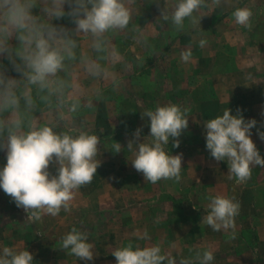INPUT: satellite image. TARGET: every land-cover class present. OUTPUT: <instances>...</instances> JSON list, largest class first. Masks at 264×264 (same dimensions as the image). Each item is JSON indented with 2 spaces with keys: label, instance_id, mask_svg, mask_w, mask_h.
Instances as JSON below:
<instances>
[{
  "label": "crops",
  "instance_id": "1",
  "mask_svg": "<svg viewBox=\"0 0 264 264\" xmlns=\"http://www.w3.org/2000/svg\"><path fill=\"white\" fill-rule=\"evenodd\" d=\"M85 2L87 7L91 6L87 0ZM179 2L123 0L130 12V21L125 28L109 29L100 36L90 32L74 33L79 37L69 40L74 67L82 70L76 75L80 77H76L70 98H74L77 89L83 90L80 94L84 96L89 92L88 86L97 85L99 89L100 85L111 84L118 87L119 103L117 108H112V100L103 89L99 95L93 96V99H100V106L88 112L87 119L81 116L76 120L83 128L69 129L79 135H96L101 149L97 174L90 184L76 191L74 208L115 210L117 214L120 196L128 190L138 195L137 200L140 197L146 200L137 201V205L142 203L145 207V214L138 217L143 221L134 227L138 237L148 233L150 239L145 240L144 247L157 242L171 247L180 245L179 253H165L173 257L176 264L182 261L201 264L205 250L213 252L212 264H264V167L253 166L252 176L245 183L229 179L227 162H217L206 149L203 124L227 108L232 115L240 109L245 120L257 121V126L251 130V139L264 157V140L257 134V129L264 131V0H220L219 4L215 0H204L191 17L185 18L183 26L177 28L172 14ZM34 3H40L41 17L44 12H50L52 0H34ZM240 7L251 9V29L235 23L232 12ZM38 18L36 20H40ZM201 40L206 42L203 47L199 45ZM189 50L192 57L184 62L181 53ZM97 59L103 60L101 70L96 65ZM26 94L17 92L16 99H22ZM91 99L88 97L86 102ZM126 102H130L128 106ZM168 104L187 109L188 128L179 137V147H173L171 139L165 146L169 154L182 155L181 180H163V188L147 182V190L140 193L146 181L143 174L131 165L134 156L127 151V143L138 128H142V137L149 135L148 118L141 119L143 111ZM25 115L22 108H16V119L7 124H14L16 128V122L22 125ZM25 133L22 126L17 134ZM9 135H6L5 145ZM114 138L116 140H112ZM114 142L122 145L121 152L112 151ZM146 142H150V138ZM1 152L0 168H3L6 152ZM50 166L55 170L52 176L57 175L58 163L53 162ZM125 179L131 184L127 188ZM161 191L170 199V205L178 203L177 209L166 205V216L170 217L163 227L157 225L155 214ZM215 195L234 197L240 204L235 220V239L231 238V230L213 231L202 223L208 198ZM76 209L72 208V213ZM72 220L66 234L75 226L76 221ZM177 230L181 233L176 235ZM64 235L57 231L52 234L51 250H41V245L47 244L46 240L35 241L34 264L85 261L65 253L59 246ZM158 236L163 239L158 241ZM99 240L93 241L92 238L89 242L100 246ZM140 240L134 246L138 242L141 245ZM114 241L115 248L123 246L121 238ZM19 242L28 243L23 238L18 239L17 244ZM0 243H3L0 249L8 246L20 250L19 245ZM95 261L116 264V258L106 251L95 252L94 264Z\"/></svg>",
  "mask_w": 264,
  "mask_h": 264
},
{
  "label": "clouds",
  "instance_id": "2",
  "mask_svg": "<svg viewBox=\"0 0 264 264\" xmlns=\"http://www.w3.org/2000/svg\"><path fill=\"white\" fill-rule=\"evenodd\" d=\"M203 2L180 0L172 14L173 24L181 28L185 18L191 17ZM215 2L219 4L220 0ZM87 4L91 6L87 7L85 0H52L50 14L56 19L68 18L77 31L90 32L94 36H100L109 29H123L130 21V12L123 0H87ZM33 6L34 0H0V55L8 54L11 58L8 40L15 33L22 46L15 55L27 69L23 75L30 84L44 88L49 84L48 78L63 68L64 53L71 55V52L66 43L63 48L54 46L58 39H62V29L38 24L32 15ZM252 15L247 7L236 8L232 12L235 23L248 29L252 27ZM205 43L201 40L199 45L203 47ZM191 57L190 50L181 53L184 62ZM16 70L21 71V66L17 65ZM12 86L13 82L0 72V94L8 104L16 103ZM145 118H148L149 135L142 137V128H138L127 143V151L134 156L131 165L143 174L146 182H179L182 155L169 154L165 146L171 139L173 147H179V137L188 128L187 109L178 104L156 106L154 110L146 109L141 113V119ZM16 124L18 127L19 121ZM203 124L206 149L217 162H227L229 179L245 183L252 176L253 166L264 167V157L251 139V130L257 126L255 119L245 120L240 109L232 115L227 108ZM257 134L264 140V131L257 129ZM147 138L150 142H146ZM99 143L96 135L81 133L73 138L67 134L58 135L47 126L23 135L12 133L6 145L0 144V151L6 152V163L0 168V189L33 221L41 220L44 215L55 217L62 210L68 211L76 191L90 184L97 174ZM122 150L119 142L112 144L114 153ZM53 162L59 165L55 176L48 171ZM208 200L202 223L213 231L231 230V238L235 239L239 202L234 197L223 195L210 196ZM138 238L150 239L147 232ZM60 244L77 259L91 261L95 258L88 233L75 227L62 237ZM111 255L116 258V264H164L165 261L176 264L173 257L162 253L159 244L139 247L129 241L112 251ZM214 258L212 251L205 250L201 264H212ZM0 264H34V256L26 248L17 251L5 246L0 249ZM181 264L188 262L182 261Z\"/></svg>",
  "mask_w": 264,
  "mask_h": 264
},
{
  "label": "rangeland",
  "instance_id": "3",
  "mask_svg": "<svg viewBox=\"0 0 264 264\" xmlns=\"http://www.w3.org/2000/svg\"><path fill=\"white\" fill-rule=\"evenodd\" d=\"M32 15L34 18H40V20H36L40 25L54 26L57 29H62L60 32V37L62 39H58L54 46L63 48L66 43L71 55H68L67 52L64 53L65 59L63 61V68L59 70L55 76L49 77V84L46 87L41 88L39 85L30 84L27 81V78L23 75V71H26L27 69L23 68L22 61L15 55L16 51L21 50L22 48L16 38V34L14 33L8 40L12 55L11 58L8 54L0 55V72H2L7 77V79L13 82L11 91L14 93L15 99L17 92L27 94L24 95L22 99H16L17 102L15 104L6 103L3 95L0 94V144H4L7 134L19 133L22 126H24L26 129L25 134L32 130H38L47 126L51 127L53 132L58 135L67 134L73 138L79 136V134L69 131V129L71 127L76 129H79V127L83 128V125L78 123L76 120L80 119L79 117L81 116H84L85 119H87L89 116L87 115L88 112H91L94 107L97 108L100 106L98 102L100 99H93V96L96 94L99 95L103 89H105L108 97L110 100H112L110 102V106L112 108H117L119 106L116 91L118 87H115V85L111 84L100 85L99 89L97 85H87L89 87V92L87 95L81 96L80 93L83 92V90L77 89L76 93L73 94L74 98H70V91L74 87L76 77H80L76 75L81 74L82 70L74 67L75 59L73 58V53L68 42L73 37H79L74 36V33L83 35V32L77 31L75 25L71 23L68 18L56 19L50 14V12H44L41 17L40 3H34ZM80 57L82 58V56ZM102 63V59L96 60V65L99 70L102 69ZM17 65L21 66V71L16 70ZM88 97H92V99L87 100L86 102ZM127 103L130 102H126L125 105H127ZM16 108H22L26 115L23 116V119L25 120L23 121L22 125L19 123V126L15 128L14 124L7 123L10 120L16 119V116L14 117V110L16 111ZM88 120L90 121L89 118ZM93 120L92 123L94 122ZM90 122L88 123L90 124ZM16 129L17 131H15ZM109 140H116V138ZM98 149L99 155L101 149L100 147ZM98 155L97 159L99 160L100 157H98ZM48 171L51 175L55 172L54 168L51 166H49ZM124 183H126V188L128 185H131L130 180L128 179H125ZM147 185V182L142 184L143 190L140 188V193L147 190ZM156 186L163 188V180L158 181ZM161 192L162 193L157 197L156 200L155 214L157 225L163 227L164 222L167 221L166 219L170 217L169 215L166 216L168 213L166 211V205L177 209L178 203L174 202L170 205V199L164 194L163 191ZM137 199L138 195H133L127 190L125 195L120 196L121 203L119 205L120 208H117L119 209L117 214L115 210L107 211L100 210L99 208L96 210H84L83 206L79 209H76L74 208L76 203L73 199L68 211L62 210L55 217L44 215L42 216L41 220L33 221L28 219L27 212H25L22 208H18L12 199L6 195L2 189H0V242L3 241L4 245L6 243H9L11 246L19 245L20 250L26 248L29 252L33 253L37 251V248H34L35 241L46 240L47 244H42L41 250L44 251L45 248V250H51V239L54 236H52V234L56 231L61 235H64V233L66 234L73 217V220L76 221L74 223V227L79 231L87 232L89 235V240L92 238L93 241L100 239L98 242L100 246H97V244L93 245L94 252L106 251L112 253V251L116 249L114 246L116 244L114 241L116 238H121L122 241H124V243L122 242L123 246H125L129 241L135 245L139 239L134 227L136 223L138 225V223L143 221V218H141L142 220L140 221L138 217L144 216L145 207L142 203L137 205V203H139L137 201L143 202L146 200H144L143 197H140V200ZM72 208L76 209L74 213L71 211ZM117 222L119 224H117ZM174 233L177 235L181 233V230H177ZM160 235L161 234L159 233V236ZM21 238L27 240L28 243L23 245L21 242H19L17 244V240ZM160 239L162 240L163 238L159 237L158 241H160ZM140 241L141 245L140 242H138L136 246L144 247L143 243L145 240L141 239ZM155 244H159L162 247L163 254H169L171 252L179 253L181 249V246L178 244H175L174 247L158 242L154 243L153 245ZM59 246H61V244ZM63 250L68 254L67 250ZM63 250L61 253H63ZM93 261L94 260L81 262L76 261L75 263L83 264L85 262L86 264H94ZM38 262H40V260ZM41 263L45 264L44 262H40V264ZM95 264L105 263L103 261H95Z\"/></svg>",
  "mask_w": 264,
  "mask_h": 264
}]
</instances>
